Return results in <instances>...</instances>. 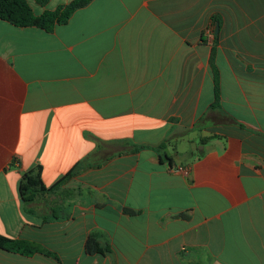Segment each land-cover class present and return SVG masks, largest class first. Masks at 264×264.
<instances>
[{
	"label": "crops",
	"instance_id": "crops-1",
	"mask_svg": "<svg viewBox=\"0 0 264 264\" xmlns=\"http://www.w3.org/2000/svg\"><path fill=\"white\" fill-rule=\"evenodd\" d=\"M93 153L23 199L25 172L48 188ZM0 234L50 252L0 264H264V0H91L52 31L0 19ZM91 234L109 251L87 253Z\"/></svg>",
	"mask_w": 264,
	"mask_h": 264
},
{
	"label": "trees",
	"instance_id": "trees-1",
	"mask_svg": "<svg viewBox=\"0 0 264 264\" xmlns=\"http://www.w3.org/2000/svg\"><path fill=\"white\" fill-rule=\"evenodd\" d=\"M39 2H44V0H38ZM91 0H71L68 3L61 4L53 10H44L41 14H34L31 7L26 0H0V19L7 21L18 27H28L36 26L42 28L46 31H52L56 25L66 23L71 15L79 8L87 5ZM214 85V102L211 104V108H220L219 105V85L217 75L214 72L213 77ZM235 122V120H234ZM242 126V125H240ZM165 141L159 143L155 147H150L146 145L136 146L135 149L140 148H152L154 150H162L164 148ZM94 153L83 159L77 161L65 174H63L54 184L50 187L45 188L42 184L41 179L38 175H32L29 172H25L22 176L19 189L20 193L25 201H30L34 196L35 188L38 187L40 190H53L58 187L61 183L68 180L74 176L80 169L85 167H95L98 164L94 163ZM170 160V158L166 157ZM0 248L16 251L24 254L38 252H46L38 244L24 240V239H12L0 234ZM85 251L90 254L100 253L104 254L109 251V247H101L96 240L94 234L87 237L85 241Z\"/></svg>",
	"mask_w": 264,
	"mask_h": 264
},
{
	"label": "water",
	"instance_id": "water-1",
	"mask_svg": "<svg viewBox=\"0 0 264 264\" xmlns=\"http://www.w3.org/2000/svg\"><path fill=\"white\" fill-rule=\"evenodd\" d=\"M217 31H218V24H216L215 33H217Z\"/></svg>",
	"mask_w": 264,
	"mask_h": 264
}]
</instances>
